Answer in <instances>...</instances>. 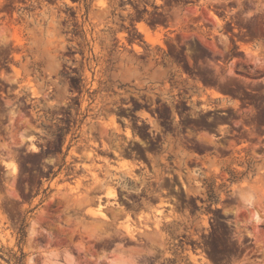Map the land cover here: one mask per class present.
Here are the masks:
<instances>
[{"label": "clouds", "instance_id": "obj_1", "mask_svg": "<svg viewBox=\"0 0 264 264\" xmlns=\"http://www.w3.org/2000/svg\"><path fill=\"white\" fill-rule=\"evenodd\" d=\"M36 7L24 43L8 33L0 47V183L7 178L31 194L42 177L58 174L81 221L98 225L89 239L105 252L103 264H188L185 244L206 264H264V188L238 206L245 229L234 236L222 211L246 173L229 172L225 184L223 172L210 169L202 188L167 150L179 139L195 160L248 123H217L228 113L197 107L187 92L218 105L221 93L241 90L236 75L253 72L247 78L264 84V44L254 43L264 42V0H36ZM30 157L35 163L22 171ZM6 164H15L14 178ZM213 204L221 209L210 211ZM91 256L74 264H98Z\"/></svg>", "mask_w": 264, "mask_h": 264}, {"label": "rangeland", "instance_id": "obj_2", "mask_svg": "<svg viewBox=\"0 0 264 264\" xmlns=\"http://www.w3.org/2000/svg\"><path fill=\"white\" fill-rule=\"evenodd\" d=\"M69 2L71 3V0ZM36 11V0H0V47L3 46L8 33H11L16 44L22 45L24 41L21 38V31L32 27L28 21ZM72 14L78 15L74 7ZM77 23L79 24V19ZM87 28L85 24L82 31L87 33ZM85 38L93 37L86 35ZM103 39L109 40L110 33H103ZM254 43L257 47L264 44L260 40ZM131 70L140 72L135 66ZM236 71L239 70H235L234 75ZM84 75H89L86 70ZM253 75H255L253 72L236 75L241 90H233L232 95L220 94L221 106L228 104L236 107L239 102L242 103L248 110L244 119L248 123L244 124L242 141L229 143V157L224 160H214L211 166L214 175L218 176L223 172L225 184L231 179L229 172L234 175L246 173L244 179L239 181L241 190L230 197L234 203L223 208L222 211L226 216L233 218L228 222V226L231 227L234 236H240L245 229L244 222L236 217L238 206L254 202L258 192L264 188V149L259 147L264 140L259 138L256 131L258 127L264 131V124L259 123L260 112L264 111V84L247 78ZM73 79L82 78L73 77ZM257 88L262 90L255 91L254 89ZM207 91L211 93L214 90ZM198 92L199 90L189 89L187 93L198 95ZM200 103L217 104L215 99L209 103L207 95L201 96ZM67 141L68 137H65V144ZM28 160L35 163L34 157L26 158L21 163L22 171L28 170ZM5 167L9 169L7 175L14 178L15 164L11 166L6 164ZM207 168L210 170V166ZM202 177L203 174L193 175V179L203 188L204 179L207 178L202 179ZM59 179V175L55 173L47 179L42 177L38 188L34 187L31 194L22 195L15 183H8L7 178H3V183H0V195L5 196V199L0 201V264H74L77 257H82L84 252L92 253L90 260L103 264L100 257L105 255V252L102 249L97 251L89 239V235L97 231L98 225L81 221L78 209L68 202L64 186L59 183ZM219 184L220 180H216V186ZM218 195L219 199H224L222 194ZM214 205L221 209L220 204ZM256 222L259 223L258 217ZM182 256L188 260V264H206V257L200 252ZM239 259H243V256Z\"/></svg>", "mask_w": 264, "mask_h": 264}, {"label": "flooded vegetation", "instance_id": "obj_3", "mask_svg": "<svg viewBox=\"0 0 264 264\" xmlns=\"http://www.w3.org/2000/svg\"><path fill=\"white\" fill-rule=\"evenodd\" d=\"M187 97L192 98V100L196 103L197 107L203 108L204 106H206L200 103L201 96L198 100L196 99L197 94L195 93L194 94L187 93ZM168 99L169 98L165 97V100H168ZM207 106L209 107L215 106V111L217 113L219 112L228 113V115L225 117H218L217 123H219L220 119H224L228 125H232L233 127H235L237 123H240V124L244 123L246 111H248L247 109L243 107L241 102H239L238 106L236 107H233L228 104L224 106H221L219 104L218 105L210 104ZM244 129H245V125L240 132H236V131L230 132L227 143L221 149H219L218 151H213V152L197 153L195 160L192 159L191 154H186V150L182 149L181 142L179 139L169 142L167 144V150L169 151L171 157L174 159V161L177 164H179L181 167L186 166L193 173V175L197 173L204 174L206 171H208V168H207L208 166H210V169H211V166L214 160H224L229 157V154H230L229 153L230 151L229 143L230 142L238 143L242 141ZM206 193H207V189H205V194H204L205 199H206ZM217 210H220V207L213 204L211 206L210 211H217ZM222 215H225V214L222 212ZM199 219L201 221V225L206 228L207 227V223H206L207 217L204 216L203 214H199ZM203 219H205V225H203ZM183 247L185 251L181 255H189V254L195 255L196 253L200 252V249L193 250L191 247H189L186 244Z\"/></svg>", "mask_w": 264, "mask_h": 264}]
</instances>
